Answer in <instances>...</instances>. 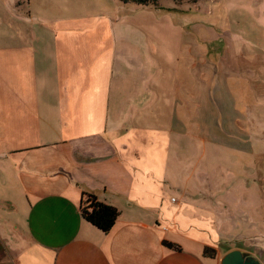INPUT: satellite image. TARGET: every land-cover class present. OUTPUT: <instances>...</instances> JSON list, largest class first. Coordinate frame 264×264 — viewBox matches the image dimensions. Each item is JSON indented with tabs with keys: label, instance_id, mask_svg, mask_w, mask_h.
Listing matches in <instances>:
<instances>
[{
	"label": "crops",
	"instance_id": "crops-1",
	"mask_svg": "<svg viewBox=\"0 0 264 264\" xmlns=\"http://www.w3.org/2000/svg\"><path fill=\"white\" fill-rule=\"evenodd\" d=\"M133 38L0 0V264H264V50ZM83 193L117 209L108 232Z\"/></svg>",
	"mask_w": 264,
	"mask_h": 264
},
{
	"label": "rangeland",
	"instance_id": "rangeland-1",
	"mask_svg": "<svg viewBox=\"0 0 264 264\" xmlns=\"http://www.w3.org/2000/svg\"><path fill=\"white\" fill-rule=\"evenodd\" d=\"M46 10L65 15H76L83 22L108 23L135 39L146 35V46H155L162 57H180L182 36L189 44L202 50L209 44L217 45L218 36L239 50L245 48L258 54L264 50V0H158L155 7L124 4L118 0H43ZM210 35V36H209ZM133 38V39H134ZM136 47V43L131 44ZM162 78L171 76V68L164 66ZM257 127L249 133L250 141H264V105L257 107ZM258 183L264 187V157L256 164ZM227 165L225 175L233 174ZM229 183V181L227 182Z\"/></svg>",
	"mask_w": 264,
	"mask_h": 264
},
{
	"label": "trees",
	"instance_id": "trees-1",
	"mask_svg": "<svg viewBox=\"0 0 264 264\" xmlns=\"http://www.w3.org/2000/svg\"><path fill=\"white\" fill-rule=\"evenodd\" d=\"M124 4H136L141 6H153L155 7L158 0H118ZM197 1V0H194ZM81 215L82 217L95 226L100 231L106 233L113 226L117 216L118 211L113 206L107 205L99 201L95 195L89 193H83L81 200ZM165 244L173 249H177V246L165 242ZM204 254L212 256L214 250L210 248L204 249Z\"/></svg>",
	"mask_w": 264,
	"mask_h": 264
},
{
	"label": "water",
	"instance_id": "water-1",
	"mask_svg": "<svg viewBox=\"0 0 264 264\" xmlns=\"http://www.w3.org/2000/svg\"><path fill=\"white\" fill-rule=\"evenodd\" d=\"M220 264H262L258 257L239 249L226 252L220 260Z\"/></svg>",
	"mask_w": 264,
	"mask_h": 264
}]
</instances>
